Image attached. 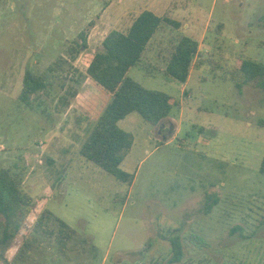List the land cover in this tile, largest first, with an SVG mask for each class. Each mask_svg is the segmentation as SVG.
Instances as JSON below:
<instances>
[{"label": "rangeland", "instance_id": "374dc122", "mask_svg": "<svg viewBox=\"0 0 264 264\" xmlns=\"http://www.w3.org/2000/svg\"><path fill=\"white\" fill-rule=\"evenodd\" d=\"M142 1L0 0V170L97 249L66 257L43 238L24 264H264V78L244 84L238 73L242 60L264 65V0H173L180 33L198 41L207 28L188 83L163 73L170 28L129 76L180 106L157 126L139 114L119 123L135 140L122 165L131 186L80 156L105 100L81 74ZM27 71L50 83L29 104Z\"/></svg>", "mask_w": 264, "mask_h": 264}, {"label": "trees", "instance_id": "16d2710c", "mask_svg": "<svg viewBox=\"0 0 264 264\" xmlns=\"http://www.w3.org/2000/svg\"><path fill=\"white\" fill-rule=\"evenodd\" d=\"M170 28L176 33L170 52L164 58L163 73L187 84L191 77L195 58L199 53V42L180 33L182 24L170 14L163 17L151 11L136 16L125 29H114L104 39L85 74H81L108 100L103 106L87 139L80 150L81 158L103 173L131 186L134 178L122 169L134 146V137L125 132L119 123L132 114H139L146 123L157 126L170 117L180 103L172 96L149 90L132 79L130 72L145 65V58L156 35ZM83 44L70 48V56L76 61ZM65 59L57 62L62 66ZM238 73L244 84L264 78V65L241 61ZM50 67L49 71L54 72ZM50 87L47 75H36L27 71L24 76L21 101L29 104L33 96L47 93ZM264 174V159L261 166ZM48 199L36 201L23 188L22 180L8 169L0 170V264H24L31 259L32 252L40 248L43 238L53 239L63 256L90 254L95 259L97 249L75 229L58 219L47 208ZM32 230L29 235L27 226ZM264 226V221L262 222ZM175 259L182 257L180 238L171 240ZM150 247H146V250Z\"/></svg>", "mask_w": 264, "mask_h": 264}, {"label": "crops", "instance_id": "0c3cea01", "mask_svg": "<svg viewBox=\"0 0 264 264\" xmlns=\"http://www.w3.org/2000/svg\"><path fill=\"white\" fill-rule=\"evenodd\" d=\"M172 1L173 0H143L142 1V4L144 5L143 7H144V10H142V12H144V11H151V12H153V13H155L157 16H160V17H163V16H165V15H167V14H170L171 15V12H170V10H169V8H170V5L172 4ZM141 12V13H142ZM140 13V14H141ZM192 22H194V21H192ZM194 27L195 26H191V23H190V21H188V23H186L185 24V28L186 29H188V30H190V31H193L194 30ZM205 29L207 30V28L205 27ZM196 30V29H195ZM206 30H204V32H203V34L201 35V36H199V39L200 40H198V42H199V52H200V50H201V48H202V45H203V40L205 39V37H206V33H207V31ZM197 41V40H196ZM196 59V58H195ZM195 63V62H194ZM192 72H193V70H192ZM190 79V78H189ZM188 83V82H187ZM186 85V84H185ZM97 90V89H96ZM185 91V90H184ZM99 92V91H98ZM102 95V94H101ZM103 96V95H102ZM104 97V104H105V102L108 100V97H106V96H103ZM104 104H103V106H104ZM102 110H103V107H102ZM102 110H101V112H102ZM101 114V113H100ZM99 114V115H100ZM98 118V117H97ZM97 118H96V120H97ZM169 120H171V119H165V120H163L162 122H164V121H169ZM173 122V121H172ZM171 124H173V123H171Z\"/></svg>", "mask_w": 264, "mask_h": 264}]
</instances>
